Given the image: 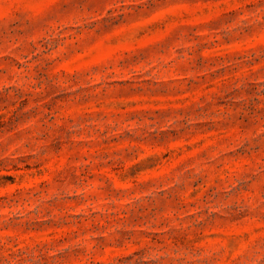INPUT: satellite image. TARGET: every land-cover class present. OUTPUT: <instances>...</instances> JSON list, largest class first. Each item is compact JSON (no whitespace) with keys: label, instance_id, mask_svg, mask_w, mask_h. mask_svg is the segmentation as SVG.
Wrapping results in <instances>:
<instances>
[{"label":"rangeland","instance_id":"1","mask_svg":"<svg viewBox=\"0 0 264 264\" xmlns=\"http://www.w3.org/2000/svg\"><path fill=\"white\" fill-rule=\"evenodd\" d=\"M0 264H264V0H0Z\"/></svg>","mask_w":264,"mask_h":264}]
</instances>
